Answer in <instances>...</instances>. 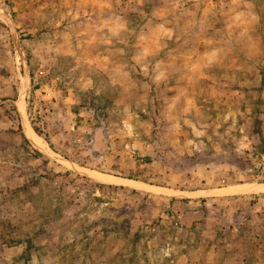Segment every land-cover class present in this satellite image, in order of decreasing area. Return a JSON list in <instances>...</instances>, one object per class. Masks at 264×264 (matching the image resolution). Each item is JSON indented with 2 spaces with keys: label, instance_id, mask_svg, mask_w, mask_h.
<instances>
[{
  "label": "rangeland",
  "instance_id": "1",
  "mask_svg": "<svg viewBox=\"0 0 264 264\" xmlns=\"http://www.w3.org/2000/svg\"><path fill=\"white\" fill-rule=\"evenodd\" d=\"M0 264H264V0H0Z\"/></svg>",
  "mask_w": 264,
  "mask_h": 264
},
{
  "label": "bare ground",
  "instance_id": "2",
  "mask_svg": "<svg viewBox=\"0 0 264 264\" xmlns=\"http://www.w3.org/2000/svg\"><path fill=\"white\" fill-rule=\"evenodd\" d=\"M27 133H29V131L26 129Z\"/></svg>",
  "mask_w": 264,
  "mask_h": 264
}]
</instances>
